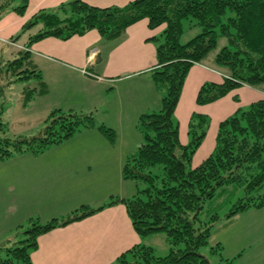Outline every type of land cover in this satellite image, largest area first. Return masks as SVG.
<instances>
[{"label": "trees", "instance_id": "obj_1", "mask_svg": "<svg viewBox=\"0 0 264 264\" xmlns=\"http://www.w3.org/2000/svg\"><path fill=\"white\" fill-rule=\"evenodd\" d=\"M12 1L0 0V18L5 11L25 14L28 0H20L16 6H11ZM141 19L147 20L150 29H162L150 38L155 43L156 64L149 70L160 93V107L137 117L135 127L142 143L127 156L121 170L122 179L134 181L137 191L130 197L111 196L96 208L81 205L45 223L30 218L24 230L19 224L13 237L0 244V264H32L30 254L37 248L39 235L117 203L124 205L140 237L163 232L169 248L165 255H156L152 246L138 243L122 252L116 264H210L199 250L207 245L215 223L264 208V97L219 122L212 152L196 166L191 164L192 156L206 136L210 119L193 112L187 124V142L181 143L174 115L189 69L216 48L219 38L225 42L213 61L224 78L221 82H204L195 102L207 104L243 84L264 83V0H131L122 6L65 0L51 8H40L7 41L14 45V38L28 34L17 56L8 61L14 80L32 77L37 81V86L23 91L25 104L47 91L41 71L31 64L28 48L33 43L46 37L66 40L93 29L103 38L113 39ZM185 19L201 30L181 43ZM33 29L36 31L32 33ZM93 127L114 141V131L97 124L91 112L53 110L44 126L30 137L3 135L0 121V160L17 153H39ZM138 181L145 186L137 188ZM238 192L236 201L220 216L216 210L223 206L222 198ZM20 232L23 238L18 239ZM216 249H221L219 243L210 253L220 254ZM231 260L223 259L225 263L218 264H231Z\"/></svg>", "mask_w": 264, "mask_h": 264}, {"label": "crops", "instance_id": "obj_2", "mask_svg": "<svg viewBox=\"0 0 264 264\" xmlns=\"http://www.w3.org/2000/svg\"><path fill=\"white\" fill-rule=\"evenodd\" d=\"M62 1L65 0H28L23 16L12 12L0 18V39L8 41L38 9L51 8ZM85 1L96 6H122L131 0ZM160 28L161 26L150 29L147 20L141 19L128 26L119 37L113 39L103 38L95 29L66 40L46 37L28 48L31 64L41 71L47 93L51 92V88H59L62 91L78 87L77 91L80 92L83 101L82 103L75 102L73 105H128L131 115L158 110L160 93L150 77L149 70L156 64L155 43L150 38L158 35ZM26 39L21 45L25 44ZM92 50L96 53L90 58ZM213 59L205 58L202 62L191 66L174 111L181 143L187 142V124L193 112L205 114L210 119L206 136L192 156L193 166L198 165L212 152L220 121L233 114L238 108L264 97V88H262L264 83L258 86L243 84L213 102L197 104L195 97L204 82H221L224 78ZM82 69H86L93 76L83 74ZM135 129L137 130L136 127ZM25 170L29 189L35 185L36 191L45 187L56 188L61 185L62 181L66 182L69 176L75 177L81 173L92 175L90 174L92 168L83 169L81 167L67 170L52 169L42 165L31 166ZM89 180L91 179L82 185L88 184ZM65 187L66 184L63 191L57 193L58 196H65L67 200L69 193ZM73 190L77 192L75 188ZM123 196L118 195V197ZM109 200L86 202L87 204L82 205L96 208ZM60 204L61 202L50 201L47 207L51 208L53 205ZM250 210L233 218H241L248 224L253 221L251 212H255L252 211L254 209ZM5 211L6 216L3 217L1 224L4 225L5 236L0 239L1 243L9 239L11 234L9 232L14 227L16 230L13 231H17L16 227L21 223L18 216H13L17 211L16 207L12 210L5 207ZM65 215L59 214L58 217L62 218ZM233 218L219 225L216 231L220 229L218 233L222 234L228 222ZM260 225L261 223L257 222L253 224V228ZM144 241L145 244L151 245L146 238L143 239L134 231L124 205L117 203L105 206L81 220L39 235L37 248L31 251L30 257L32 264H116V259L122 252ZM254 249L253 254L257 256V260L262 261L264 256L260 257V255L263 250L258 246Z\"/></svg>", "mask_w": 264, "mask_h": 264}, {"label": "rangeland", "instance_id": "obj_3", "mask_svg": "<svg viewBox=\"0 0 264 264\" xmlns=\"http://www.w3.org/2000/svg\"><path fill=\"white\" fill-rule=\"evenodd\" d=\"M19 4H21L20 0L11 2V6ZM8 13L12 12L5 11L1 17H5ZM200 30V27L194 25V22L189 19L183 20V32L179 41L186 42ZM35 31L36 29H33L32 33ZM18 33L19 31L16 34ZM26 34L14 38V45H10L5 39H0V109L2 108L0 121L4 125L3 135L11 138L33 136L44 126L45 119L51 111L60 109L63 112L69 110L77 113L91 112L97 124H103L114 131L115 139L110 141L102 131L93 127L76 132L39 153H17L10 158L0 160V239L5 236L4 225H1L3 217L6 216L5 207L9 210L16 207L17 211L13 216L20 218V224L24 230L29 225L30 218L45 223L53 217H58L59 214L70 213L82 204H87L86 202H102L109 200L112 195L118 197L122 194L123 197H130L137 191L134 181L122 180L121 170L127 156L135 152L142 143V137L134 127L139 115H131L128 105H73L75 102L83 101L80 92L77 91L78 87L62 91L59 88H51V92L36 94L29 103L25 104L23 91L37 86V81L32 77L14 80L16 76L9 75L8 61L17 56L16 52L24 43ZM224 42V38H219L218 45L208 53L206 58L212 59ZM9 80L13 81L7 84ZM42 165L52 169L67 170L78 167L92 168L90 173L92 175L81 173L75 177L69 176L66 182L62 181L56 188L45 187L36 191L37 188L33 185L29 189L25 169ZM157 174L161 176L160 171H157ZM88 179L92 181L89 180L88 184L82 185L87 183ZM143 183L138 181L137 188H143L145 186ZM65 184V190L69 193L67 200L65 196H58L57 193L63 191ZM80 185L82 187H79ZM74 188L77 192H74ZM239 195L240 192L222 198L223 206L216 210L220 216H224ZM50 201L61 202V204L49 208L47 205ZM252 211H255L251 212L253 221L246 224L241 218H233L222 234L218 233L220 229L218 231L216 229L220 227L219 225L227 223L226 219L215 223L207 245L199 250L209 258L210 264L225 263L223 259L228 258L232 259L231 264H264V258L262 261L257 260V256L253 254L254 248L258 246L263 250L260 257L264 256V208ZM257 222L261 225L253 228V224ZM14 229L15 227L9 232L11 234L8 238L16 232L13 231ZM21 232L18 239L23 238ZM145 238L154 248L156 255H165L168 252L169 245L163 232L148 234L143 237ZM216 243L221 245V249H216L220 254L210 253L211 247H215Z\"/></svg>", "mask_w": 264, "mask_h": 264}, {"label": "built area", "instance_id": "obj_4", "mask_svg": "<svg viewBox=\"0 0 264 264\" xmlns=\"http://www.w3.org/2000/svg\"><path fill=\"white\" fill-rule=\"evenodd\" d=\"M95 53H96V51H95V50H92L91 53H90V55H91L90 58H91L92 56H94ZM89 60H90V59H89ZM81 71H82V73L85 74V75L93 76V74L90 73L89 71H87L86 69H82Z\"/></svg>", "mask_w": 264, "mask_h": 264}]
</instances>
